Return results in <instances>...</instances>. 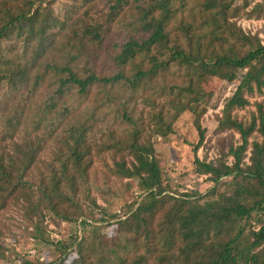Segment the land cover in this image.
I'll return each instance as SVG.
<instances>
[{"label": "trees", "instance_id": "trees-1", "mask_svg": "<svg viewBox=\"0 0 264 264\" xmlns=\"http://www.w3.org/2000/svg\"><path fill=\"white\" fill-rule=\"evenodd\" d=\"M67 1L58 13V0H0V50L13 39L29 49L17 78L0 67V91L4 80L14 88L28 83V74L54 50L66 51L62 65L46 64L34 77L33 92L60 121L63 135L52 139L56 151L47 173L33 180L47 141L26 133L14 142L12 120H4L0 133V143L11 144L10 152H0V212L22 203L28 236L57 254L45 262L38 253L20 264H264V103H253L248 121L235 114L251 106L249 98L264 95V43L238 25L240 19L264 20V0L253 6L235 0ZM115 27L123 32L117 39ZM102 61L111 63L112 73L98 72ZM48 72L52 92L43 98ZM235 81L215 120L219 133H235L239 143L222 149L215 162L200 160L205 106L221 84ZM72 89L88 109L70 114L64 96ZM154 94L172 98L156 110ZM138 100L153 107L149 127L134 117ZM184 112L192 114L198 135L192 171L211 185L204 194L174 191L152 142L167 140ZM108 123L115 130L95 142L93 135ZM104 154L113 158L114 176L137 180L141 189L120 217L94 200L87 208L78 201L91 158ZM252 185L248 203L241 197ZM47 214L77 231L51 241Z\"/></svg>", "mask_w": 264, "mask_h": 264}, {"label": "rangeland", "instance_id": "rangeland-1", "mask_svg": "<svg viewBox=\"0 0 264 264\" xmlns=\"http://www.w3.org/2000/svg\"><path fill=\"white\" fill-rule=\"evenodd\" d=\"M59 4L54 7L59 13V7L68 2L67 0H58ZM261 0H235L236 5H242L244 2L253 6ZM238 25L244 32L251 34H259L264 43V20L248 21L240 19ZM115 39L123 35L120 27L114 28ZM30 48V47H29ZM29 50V49H28ZM26 50V51H28ZM14 51V53H12ZM23 48L22 41L13 39L4 42L0 50V67L9 68L13 75H15L20 68L23 67L27 61L28 52ZM66 56L64 49L54 50L47 58L40 62L31 72L28 77L32 76L28 83L20 85L17 88L9 85L7 80L2 82V90L0 91V133L3 130L4 120H12V124L16 126L17 132L14 142L18 143L25 136L30 134L32 140L40 138L47 141V145L41 155V164H38L33 180L39 179L40 174H46L45 165H50L53 162V152L56 151L54 147L56 139L63 137L61 129L58 130L60 121L56 120L52 115L45 111L43 103L36 97V91L33 92L34 77L39 73L38 68L43 69L48 65H62ZM112 65L108 61H102L97 65V70L103 76L112 73ZM40 73V74H41ZM14 77V78H15ZM13 78V79H14ZM45 86L53 81L50 72L45 73ZM175 81V80H172ZM171 80L168 85H171ZM237 82L231 84H221L218 93L211 99L210 104H207L206 113L204 114L201 124L205 129V141L201 149H199L197 156L200 160L206 159L207 162H215L219 158V152L230 143L238 144L239 137L235 133L217 131V123L215 116L222 109L223 103L232 96L236 88ZM11 86V87H10ZM215 87L212 85L206 87L207 92H212ZM52 92V89L47 86L43 89L42 96L47 98ZM119 94H122L119 92ZM147 98L148 95L146 94ZM67 105L71 113L74 114L79 109H88L89 102L83 97H79L76 90L72 89L65 96ZM172 97L167 95L164 97H157L155 99L156 110L165 107V102ZM251 106L243 111H237L235 114L240 120L248 121L250 113L255 110L253 103H264V95L254 96L249 98ZM136 113L134 117L145 120V125L149 127L148 115L152 111V106L145 105L141 100H138L135 105ZM115 116L112 111L110 114ZM36 124H40L37 128ZM108 127H101L100 133L96 131L93 135L95 142H105L103 131H113L111 123ZM152 128V126L150 127ZM118 133V131H115ZM198 141V135L193 125V116L189 112L182 113L173 124V134L167 140L160 138H153L152 142L155 144L157 159L166 176V181L172 186L173 190L183 194L198 192L204 194L210 188V183L206 181L205 177H199L193 173V152L192 145ZM10 152L11 144L9 142L0 143V152ZM92 165L88 172L87 182L81 187V195L78 201L83 208L90 205V200H94L96 204L106 210L110 215L120 217L117 212H121L122 216L132 209V206L139 198L141 193L140 186L137 180H119L113 175L112 169L113 158L109 154L94 155L92 158ZM37 183V181H36ZM247 194L241 198L248 203H251L254 197L255 185L246 187ZM251 193L252 195H248ZM89 196V199L85 195ZM47 211L48 209L45 208ZM23 205L20 202L9 205L4 211L0 212V264H20V258L34 257L41 254L40 261L50 262L56 258V253L53 248L49 246L35 243L29 236L26 229L27 223L23 217ZM45 226L48 227V233L51 241H66L73 233L77 231L76 226L66 223L65 221L54 217L53 215H46ZM108 234L110 231L108 230ZM72 260V257L70 258Z\"/></svg>", "mask_w": 264, "mask_h": 264}, {"label": "built area", "instance_id": "built-area-1", "mask_svg": "<svg viewBox=\"0 0 264 264\" xmlns=\"http://www.w3.org/2000/svg\"><path fill=\"white\" fill-rule=\"evenodd\" d=\"M119 216H122L121 212H117Z\"/></svg>", "mask_w": 264, "mask_h": 264}]
</instances>
